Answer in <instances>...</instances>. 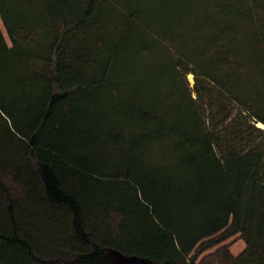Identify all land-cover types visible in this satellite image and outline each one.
<instances>
[{
    "label": "trees",
    "instance_id": "trees-1",
    "mask_svg": "<svg viewBox=\"0 0 264 264\" xmlns=\"http://www.w3.org/2000/svg\"><path fill=\"white\" fill-rule=\"evenodd\" d=\"M0 24V264H264V0H0Z\"/></svg>",
    "mask_w": 264,
    "mask_h": 264
},
{
    "label": "rangeland",
    "instance_id": "rangeland-1",
    "mask_svg": "<svg viewBox=\"0 0 264 264\" xmlns=\"http://www.w3.org/2000/svg\"><path fill=\"white\" fill-rule=\"evenodd\" d=\"M126 1H134V0H126ZM260 12L263 13V9L260 10ZM0 26H1V24H0ZM102 29H104V27H102ZM1 30L4 32V29L2 26H1ZM152 59L153 58L150 55L149 61L152 62ZM137 61L138 60H125L123 63L117 64L115 66L113 74L117 77L118 80H129L130 82L132 81L134 83V85L137 84L138 82H142L141 80H143V78H144V80H146V79L149 80L150 78L154 79V80L159 79V77H160L159 73L155 72V74H152L150 71H147V70H149L148 65L144 70H141L140 68H138ZM186 78H187L189 85L192 86L194 83L193 74L192 73L187 74ZM255 125L257 127L264 129V125L261 122H257V123H255ZM244 246H245L244 242L239 237V235H235V236L223 241L219 245L207 250L205 253L200 255L199 259L203 258L207 254L214 253L216 251V249L219 247H227L229 252L235 256V255L239 254L244 249ZM106 254L110 258V260L113 264H120L121 263L114 254H111L110 252H106Z\"/></svg>",
    "mask_w": 264,
    "mask_h": 264
},
{
    "label": "water",
    "instance_id": "water-1",
    "mask_svg": "<svg viewBox=\"0 0 264 264\" xmlns=\"http://www.w3.org/2000/svg\"><path fill=\"white\" fill-rule=\"evenodd\" d=\"M106 252H110L111 254H114L117 257V259L121 262L120 264H154L151 260L144 258V257H139L136 255H124V254H121L120 252H118L116 250H112V249L107 250ZM106 256H107V254H106Z\"/></svg>",
    "mask_w": 264,
    "mask_h": 264
},
{
    "label": "bare ground",
    "instance_id": "bare-ground-1",
    "mask_svg": "<svg viewBox=\"0 0 264 264\" xmlns=\"http://www.w3.org/2000/svg\"><path fill=\"white\" fill-rule=\"evenodd\" d=\"M260 124V123H259ZM261 125V124H260Z\"/></svg>",
    "mask_w": 264,
    "mask_h": 264
}]
</instances>
